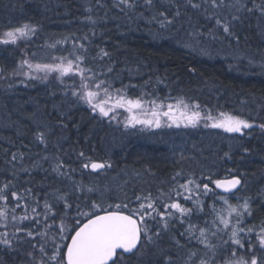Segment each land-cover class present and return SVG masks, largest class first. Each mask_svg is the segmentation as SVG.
I'll return each mask as SVG.
<instances>
[{
    "label": "trees",
    "instance_id": "16d2710c",
    "mask_svg": "<svg viewBox=\"0 0 264 264\" xmlns=\"http://www.w3.org/2000/svg\"><path fill=\"white\" fill-rule=\"evenodd\" d=\"M114 2L0 0V31L24 22L38 27L31 40L20 42L18 47L0 45V75L4 77L0 79V185L13 179L19 188L32 187L41 202L44 193L53 188L67 191L72 201L77 196L81 200L86 196L99 198V192H74L73 182L101 191L110 186L106 199L111 203L123 199L125 192L133 199L138 193L167 192L171 177L180 170L185 175L195 173L200 177L202 172H211L223 178L231 169L244 181L237 195L253 197L249 224L259 223L264 219V195L257 196L264 190V132L258 127L245 130L243 137L201 127L125 129L94 116L87 104L73 97L66 90L72 80H65L63 85L57 79L20 83L23 77L9 75L25 54L33 62L46 63L52 56L67 55L77 41L85 45L87 66L97 72L111 67L113 71L106 78L116 89L128 85L129 97L142 92L149 94L148 99L184 97L214 114L227 111L254 124L264 123V16L259 12L241 14V19L233 22L234 35L225 36L214 28V20L201 15L203 8L192 9L185 0H153L151 7L144 0H136L134 8L123 11L114 7ZM177 10L180 16L173 15ZM160 11H165L173 23L162 28L158 23L163 19L158 16ZM227 12L222 10L223 14ZM89 16L95 23L86 19ZM209 29L217 38L209 34ZM66 36L67 43L48 47ZM101 48L109 56L96 58ZM37 129L48 130L47 148L34 139ZM81 150L97 160L110 159L113 167L100 174L81 170L77 159ZM226 152L230 158L224 156ZM13 153H17V161L12 160ZM19 153L25 154L23 161ZM52 154L62 158L72 180L51 172V162L42 157ZM33 161L41 167L32 168ZM22 167L30 171H19ZM72 168L77 171H70ZM13 172L17 173L15 178ZM118 184H123V192ZM203 199L206 204L212 202L209 197ZM230 199L236 202V196ZM204 219L192 217L201 225ZM184 227L176 222L172 233L179 238ZM169 235L162 237L160 247L176 257ZM27 247L18 252L0 251V264H23ZM148 259L149 264H163L161 256Z\"/></svg>",
    "mask_w": 264,
    "mask_h": 264
},
{
    "label": "snow or ice",
    "instance_id": "6c2138e0",
    "mask_svg": "<svg viewBox=\"0 0 264 264\" xmlns=\"http://www.w3.org/2000/svg\"><path fill=\"white\" fill-rule=\"evenodd\" d=\"M185 2L197 11L203 8L201 15L206 20H214V28L222 30L225 36L234 35L233 22L239 21L241 14L259 12L264 16V0L261 3L256 0ZM248 3L252 7H248ZM144 4L151 7L153 0H144ZM113 6L123 11L134 8L136 0H115ZM176 6L179 9L180 5ZM223 9L228 10L227 14L222 13ZM173 15L180 16V11ZM158 16L163 17L158 21L162 28L173 23L165 11L158 12ZM86 19L95 23L91 16ZM37 31L38 27L29 22L10 26L0 31V45L18 47L20 42L31 40ZM209 34L217 38L212 29H209ZM68 40L69 37H63L48 47L55 48ZM84 49L83 43L74 41L67 55L52 56L51 62L46 63L33 62L25 54L9 75L23 77L20 83L44 81L56 74L55 78L63 85L66 77L71 78L72 83L66 90H70L73 97L87 104L94 116L123 124L125 129L137 126L141 130L195 129L203 126L227 134H239L240 137L246 134L245 130L254 127L264 132V123L254 124L227 111L214 114L211 109L206 110L199 103L186 101L184 97L148 99L149 94L144 92L129 97L126 95L128 85L116 89L106 78L113 71L111 67L106 72H97L87 66ZM32 56L35 57V53ZM107 56L109 53L101 48L96 58ZM261 71L264 72V64ZM3 78L0 75V79ZM166 100L173 102L166 103ZM121 116L122 119L119 118ZM33 135L39 144L47 148L48 130L37 129ZM244 151L248 150L245 148ZM24 155L19 153L20 161H23ZM224 156L230 158L227 152ZM17 159V153H13L12 160ZM42 159L51 162V172L72 180L59 155H45ZM77 159L80 169L90 173L100 174L113 167L110 159L97 160L83 150L78 153ZM181 159L184 157L181 156ZM31 167L41 165L33 161ZM19 171L29 172L30 169L22 167ZM16 174L13 172L11 175L15 178ZM181 178L183 182H180ZM171 180L167 192L158 190L157 195L150 191L147 194L138 193L134 199L125 192L119 202L109 203L106 193L111 191L110 186L101 191L97 187L73 182L74 192H99V198L86 196L81 200L77 196L72 201L67 191L53 188L44 193L41 202L40 194L32 187L19 188L13 179H7L0 185V251L18 252L27 245L23 264H149V256L163 257V264H264V219L249 224L253 216V197L237 195L244 183L242 175L229 169L223 178L211 172H202L197 177L195 173L185 175L180 170ZM123 184L116 185L122 192ZM262 195L264 190L257 194L258 197ZM230 196H236L235 203ZM203 197L211 198V204H206ZM193 215L197 219L205 217L203 224L194 223ZM176 222L182 227L186 225L179 232V238L172 233ZM165 234H170L169 238L178 253L176 257L160 247ZM181 238L184 243H181Z\"/></svg>",
    "mask_w": 264,
    "mask_h": 264
},
{
    "label": "rangeland",
    "instance_id": "374dc122",
    "mask_svg": "<svg viewBox=\"0 0 264 264\" xmlns=\"http://www.w3.org/2000/svg\"><path fill=\"white\" fill-rule=\"evenodd\" d=\"M3 47H4V45H3ZM23 57H24V56H23ZM20 59H23V58H20ZM20 59H19V60H20ZM113 60H114V62L116 61L115 58H114ZM49 62H51V60H50ZM16 66H17V65H16ZM55 77H56V74H52L51 76H49L48 80H50V79H56ZM65 80H71V78L66 77ZM44 81H45V80H44ZM119 111H120V112H123V110H119ZM123 115H126V113H124ZM119 118L122 119L123 116H121V117H119ZM112 122H114L115 124H117L115 121H112ZM117 125L123 127V124H117ZM137 128H140V126H137ZM201 128H204V127L201 126Z\"/></svg>",
    "mask_w": 264,
    "mask_h": 264
},
{
    "label": "water",
    "instance_id": "95a60500",
    "mask_svg": "<svg viewBox=\"0 0 264 264\" xmlns=\"http://www.w3.org/2000/svg\"><path fill=\"white\" fill-rule=\"evenodd\" d=\"M92 174H97V173H92ZM217 191H219V190H217Z\"/></svg>",
    "mask_w": 264,
    "mask_h": 264
}]
</instances>
